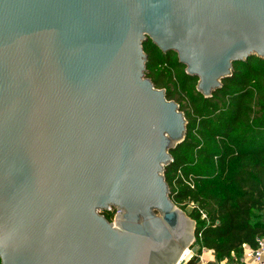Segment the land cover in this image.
<instances>
[{"label":"water","instance_id":"1","mask_svg":"<svg viewBox=\"0 0 264 264\" xmlns=\"http://www.w3.org/2000/svg\"><path fill=\"white\" fill-rule=\"evenodd\" d=\"M148 40L210 98L264 61V0H0V264L179 263L196 223L163 173L187 121Z\"/></svg>","mask_w":264,"mask_h":264},{"label":"trees","instance_id":"2","mask_svg":"<svg viewBox=\"0 0 264 264\" xmlns=\"http://www.w3.org/2000/svg\"><path fill=\"white\" fill-rule=\"evenodd\" d=\"M148 42L146 77L165 89L167 100L175 93L187 99L185 139L171 149L163 173L170 199L182 211L191 208L199 252L209 249L218 262L242 264V246L254 248L264 238V61L235 64L205 98L176 53Z\"/></svg>","mask_w":264,"mask_h":264},{"label":"built area","instance_id":"3","mask_svg":"<svg viewBox=\"0 0 264 264\" xmlns=\"http://www.w3.org/2000/svg\"><path fill=\"white\" fill-rule=\"evenodd\" d=\"M116 211L114 213L115 219ZM202 218H205V215L202 214ZM242 256H241V263L243 264H264V238H258L256 240L255 247L250 246H242ZM191 259H201V254L196 246V237L191 242L190 246L184 250L181 259L178 264H186Z\"/></svg>","mask_w":264,"mask_h":264},{"label":"rangeland","instance_id":"4","mask_svg":"<svg viewBox=\"0 0 264 264\" xmlns=\"http://www.w3.org/2000/svg\"><path fill=\"white\" fill-rule=\"evenodd\" d=\"M144 46H146V49L148 50V48H150L151 47V44L147 41L145 44H144ZM144 46H143V48H144ZM145 52V54H146V51H144ZM147 73V72H146ZM172 89H173V87H172ZM161 90H163L164 92H165V89L163 88V89H161ZM178 96H179V98H181V96H180V94L179 93H175V95H174V97H175V100H173L174 102H176L177 104H178V106H181L182 107V111L180 110V112L184 115V112L187 110V99L185 100H183L182 98L181 99H179L178 98ZM181 101V102H180ZM180 108V107H179ZM185 116V115H184ZM178 208V207H177ZM179 210H181L180 208H178ZM191 209V208H190ZM190 209H186V211H182V212H184V214L187 216V217H189V212H190ZM114 213H115V211L114 210H110V212L109 213H107L108 215H110V216H112L113 217V215H114ZM103 215H104V213H102ZM114 221H115V219H114V217L112 218V223H114Z\"/></svg>","mask_w":264,"mask_h":264},{"label":"crops","instance_id":"5","mask_svg":"<svg viewBox=\"0 0 264 264\" xmlns=\"http://www.w3.org/2000/svg\"><path fill=\"white\" fill-rule=\"evenodd\" d=\"M200 254H201L202 260L200 261L198 259H194L192 264H230V263H227L226 260L221 261V262L216 261V259L214 257V253L212 250L203 249L200 252ZM231 264H239V263H231Z\"/></svg>","mask_w":264,"mask_h":264},{"label":"flooded vegetation","instance_id":"6","mask_svg":"<svg viewBox=\"0 0 264 264\" xmlns=\"http://www.w3.org/2000/svg\"><path fill=\"white\" fill-rule=\"evenodd\" d=\"M114 210V209H113ZM116 211V210H115Z\"/></svg>","mask_w":264,"mask_h":264}]
</instances>
